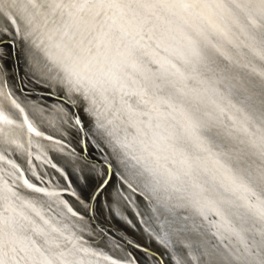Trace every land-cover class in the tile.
Masks as SVG:
<instances>
[{"label": "snow or ice", "instance_id": "1", "mask_svg": "<svg viewBox=\"0 0 264 264\" xmlns=\"http://www.w3.org/2000/svg\"><path fill=\"white\" fill-rule=\"evenodd\" d=\"M0 21V76L18 41L30 82L64 89L56 110L77 130L78 98L126 185L109 196L145 197L174 264H264V0H0ZM11 103L23 122L0 109V139L23 149L6 128L26 127L29 144L43 133ZM0 161V264H133L87 246L69 221L81 214L24 196L19 165Z\"/></svg>", "mask_w": 264, "mask_h": 264}, {"label": "bare ground", "instance_id": "2", "mask_svg": "<svg viewBox=\"0 0 264 264\" xmlns=\"http://www.w3.org/2000/svg\"><path fill=\"white\" fill-rule=\"evenodd\" d=\"M3 21H0V24H2ZM0 39H10L7 36H0ZM4 51L7 52L8 59L4 62L5 68H6V74L4 75V80H6L7 87L9 90L13 91L19 101L24 105L25 113L27 114L28 118L32 123L39 129L40 132H43L44 134H48L49 136H52L54 138H57L61 142H65L67 145L71 147L69 149L66 146L60 145L58 143H53L50 140L44 139L42 137H37L34 134H31V144H29V133L27 131V128H15V127H9L5 129L6 136H10L18 140L20 143L24 145V148H18L15 144H9L6 142V139H0V154H3L5 156H10L11 160L15 163H19L21 165H26V170L30 171V164L35 168V170L38 172L40 171V176L48 174V178L53 176L49 180L55 184H59L62 187H65L69 190L74 191L75 193L78 192L79 198L75 199L72 195L69 193V198L65 195L64 199L66 200V203L68 206H70L74 211L81 213V211L86 212V217L83 220H80L76 217H71L69 214V221L71 224L76 226L77 228H83V232L80 233L83 236L84 242L87 246H91L94 248H100V249H107L112 253V258H116L119 255L122 254L123 249L119 247L118 243L120 240L119 236L112 233V230H108L112 236L107 235L106 233H103L99 229H97L95 226H93L92 219L96 220L97 222L108 226L109 228L120 231L123 234H126L130 236L135 242L147 247L150 250L155 251L160 257H162V260L157 259V257L151 255L149 252L147 255L149 257H152L156 264H173L170 262V259L168 255L165 253L164 248L160 246L156 241L150 238V236L143 230V226L149 230V228H153V223L148 219L147 214V206H144L143 201L146 203V201L138 194L132 192L131 190H127V195L131 198L128 201H121L119 203H114L112 198L109 196V193L115 192L118 188L119 189H126L122 186L118 187L116 183V177L111 175V178L109 179L108 185L105 187V189L102 190V194H98V198L95 199V205L93 206L95 208V211L92 214V218L87 217L89 216L88 211V205L90 198L92 197L94 191L96 188L100 185L102 182L104 175H97V179L93 177V175L88 171H86L87 165H90L87 163V161L84 160L85 156H90V158L94 159L95 155H99V152L95 149V147L92 145L91 141L89 140L90 135L95 137V135L92 133V126L90 124V118L87 113H85L82 110V104L79 102L78 98L76 97H70L74 103H76L77 110H79V116L81 120L83 121L82 128L84 132L81 131V127L77 130L74 129V131H70L68 129L67 132L61 131V129L53 130L52 128L54 121H50V116H45L42 113L43 108L47 109H53L55 113H59L56 109L58 106L61 105V102H57L56 97L50 98V97H39L40 95H36V93L40 91H50L42 84H37L35 82H30V77L27 74L28 69L27 65L25 63V57L22 51V47L19 46V43L17 41V50L15 52V57H13L11 47H8L7 45L4 47ZM16 61V63H15ZM17 71V72H16ZM0 92L3 93V88L1 85L3 76H0ZM19 80V84H18ZM25 93V91H27ZM52 90L54 93H56L58 96H62L65 94L63 88H56L55 82H53ZM31 91V92H29ZM10 103L5 100L4 95H0V109H2L6 114H8L12 119L16 120L17 123H22L23 119L19 116V114L13 110L9 105ZM40 116V118H39ZM42 117V118H41ZM47 117V118H46ZM38 120L41 121L42 124L45 125V127H41V125L38 123ZM43 121V122H42ZM49 127V128H48ZM73 129V128H72ZM77 135V138L76 136ZM82 135L85 136V143H84V149L86 150V155L84 156L81 149V138ZM75 136V138H74ZM92 138V137H91ZM76 140V141H75ZM79 140V143H77ZM33 151L36 152V156L39 158L31 157V161L27 162V159H29V155H27V151ZM67 157L68 159H63ZM57 158V159H56ZM44 160V161H43ZM48 160V163H52V166L55 165L57 167L58 171L54 170V167H48L46 165V162ZM45 162V163H44ZM45 164V165H44ZM83 165V166H82ZM93 167V165H90ZM1 168H4V164L0 162V171ZM44 169V172L41 169ZM95 168L99 169L102 172L106 173L105 168L103 165H100L99 162L95 161ZM79 170V172L74 170ZM69 170L74 174L73 177L69 175ZM82 171V172H81ZM43 172V173H42ZM76 173V174H75ZM64 174V176L62 175ZM60 175H62L63 180L60 178ZM87 178H86V177ZM90 176V177H89ZM90 180L88 184V188L86 190L89 192L88 199L86 204L82 202L85 196H82L79 186V181L82 179ZM7 179V178H6ZM79 180V181H78ZM56 182V183H55ZM16 183H18L16 181ZM63 183V184H62ZM83 183V181L81 182ZM92 183V186H90ZM18 191L21 192L24 196L28 198H39L41 201H47L49 205H51L54 209L57 208L58 203L60 201V198L53 197L49 198L45 196L43 193H34L29 190H27L23 185L18 183ZM81 186V185H80ZM57 187V186H56ZM79 188L77 190V188ZM85 187V185H84ZM90 187V188H89ZM42 188H44L42 186ZM83 188V187H82ZM48 191L56 192V189L47 186L46 188ZM85 189V188H84ZM84 191V190H83ZM82 197V198H81ZM143 200V201H142ZM134 202V204H133ZM107 203V206L105 205ZM75 204L78 206V208L75 206ZM108 204H111V210H110V217L111 222L104 220L99 215V209L103 208V206L109 207ZM61 207V206H60ZM49 215H52L51 212L48 213ZM141 219V222L138 220ZM145 219V221L143 220ZM142 223V224H141ZM143 225V226H142ZM154 229V228H153ZM94 240V241H93ZM89 241L90 243H87ZM123 243V244H122ZM120 242V245L123 247L132 248L135 255L138 256V260L141 262V264H146L145 260V252L139 251L135 249L134 247L126 244L122 241ZM217 243V239L212 241L211 244ZM118 245V246H117ZM114 254V256H113ZM106 264V262H104Z\"/></svg>", "mask_w": 264, "mask_h": 264}, {"label": "water", "instance_id": "3", "mask_svg": "<svg viewBox=\"0 0 264 264\" xmlns=\"http://www.w3.org/2000/svg\"><path fill=\"white\" fill-rule=\"evenodd\" d=\"M10 38V37H9ZM11 39V38H10ZM10 39H8V40H10ZM4 40H6V39H4ZM11 50H12V54H13V57H15V52H14V50L11 48ZM15 63H16V61H15ZM17 72V71H16ZM1 78V77H0ZM5 78H4V76H3V79H2V82H1V85H2V88H3V95H4V97H5V100L7 101V102H9L10 104V106H12L11 108L13 109V110H15L18 114H19V116L23 119V114H21L20 112H19V110L17 109V108H15V106L11 103V101L12 100H15L16 101V103L17 104H19L23 109L25 108L24 107V105L19 101V99H18V97H17V95L13 92V91H11V90H9L8 89V87H7V83H6V80H4ZM18 84H19V80H18ZM42 86H44V88H46V89H48V90H50V91H40V92H38V93H36V95L38 94V95H40L39 97H41V98H44V97H50V98H54V97H56V99H57V102H61L62 103V101L59 99V97H61V96H58L56 93H54L53 92V90H52V87H48V86H46L45 84H42ZM19 87H20V84H19ZM26 92H28V90L27 91H25V93ZM29 92H31V91H29ZM10 94V95H9ZM44 96V97H43ZM62 96H64V95H62ZM24 114H26L25 113V109H24ZM39 130V129H38ZM81 131L82 132H84V130H83V128H82V126H81ZM43 133V132H42ZM92 133L94 134V129L92 128ZM95 135V134H94ZM91 137H89V140L91 141V143H92V145L95 147V149L99 152V155H95V158L94 159H92V158H90V156H88V158L90 159V160H92V161H96V162H99L100 163V165H103V167L105 168V170H106V175H104L103 176V179H102V182L105 180V179H110L111 178V175H113V176H115L116 177V183H117V186L118 187H120V186H122V187H124V188H126V185H124V184H122L121 183V181L119 180V171H118V168H117V164H116V161H115V158H114V156L113 155H111V147L105 142V141H103L102 139H100V138H98V137H93L92 135H90ZM40 137H42V138H44V139H47V140H50V141H52L53 143H58V144H60V145H63V146H66V147H68L69 149H71V147L69 146V145H67L65 142H61V141H59L57 138H54V137H52V136H49L48 134H44L43 133V135L42 136H40ZM48 137H51V139H48ZM84 143H85V136H83L82 135V138H81V149H82V151H83V155L85 156L86 155V150L84 149ZM27 155H29V159H27V162H30L31 160V157L33 156V157H35L36 159H37V154H36V152H33V151H27ZM7 157V156H6ZM8 159H10L11 160V157L10 156H8L7 157ZM44 161V160H43ZM1 163H3L4 164V168H1V171H0V173H2L5 169H7L9 166L6 164V163H4L3 161H0ZM15 163V162H14ZM45 163V162H44ZM17 165H19V168H20V174L22 175V177L23 178H26V179H28L29 180V182L30 183H33V184H35V185H37V186H39V187H44V188H47V186H50V187H52V188H54V189H56V193H58L59 194V198H60V201L62 200V201H65L66 202V200L64 199V194L65 193H69L70 195H72L75 199H78L79 198V194H78V192L77 193H75L74 191H72V190H69V189H67V188H65V187H62L61 185H59V184H57L56 182V184H55V186L53 185V183L50 181L52 178H54L53 176H51V177H49L50 178V180H49V178H48V174L46 173V175H45V173H44V175L42 176H40V171L38 170V172L35 170V168L32 166V164H30V166H29V168H30V171H28V170H26V165L25 164H23V165H21V164H19V163H16ZM45 165V164H44ZM46 165H48V167H53L52 166V163L50 162V163H48V160H47V162H46ZM109 165H111V166H109ZM41 169V168H40ZM43 172H44V169H41ZM42 172V173H43ZM5 178H7V176L5 175ZM23 178L22 179H20V180H18L17 182L19 183V184H21V185H23ZM101 182V183H102ZM18 183H16L17 185H18ZM100 183V184H101ZM24 186V185H23ZM57 186V187H56ZM100 186V185H99ZM99 186L96 188V190L94 191V193H93V195H92V197L90 198V201H89V205H91V206H94L95 205V199H96V197H97V195L99 194L98 193V188H99ZM27 190H29V191H31V192H33L31 189H28L26 186H24ZM73 193H75V195H73ZM134 193H136V194H138V195H140L145 201H146V199H145V197L144 196H142L141 194H140V192L139 191H137V192H134ZM94 194H96V195H94ZM143 201V200H142ZM143 203H144V206L146 207L147 206V201H146V203L143 201ZM59 204V203H58ZM133 204H134V202H133ZM88 205V206H89ZM61 207H63L62 205H60ZM65 211H66V209H65ZM88 211H89V207H88ZM77 213H79V212H77ZM79 214H81L84 218L86 217V212H84V211H81V213H79ZM92 214H93V212H91V211H89V216H87V217H91L92 218ZM71 215V214H70ZM76 218H79V217H76ZM209 220H214V219H216V217L213 215V214H211V213H209ZM148 219H149V217H148ZM138 220H139V218H138ZM143 220L145 221V219L143 218ZM140 222H141V219L139 220ZM152 221V220H151ZM92 223H93V226H95L97 229H99L100 231H102L103 233H106L107 235H110V236H112V234L108 231V230H112V233H114L115 235H117V236H119V238H120V240H118L119 241V243H118V245H119V247L120 248H122L123 249V252H122V254L121 255H119L117 258V260H125V259H132L133 260V264H136V262H138V264H141V262L137 259L138 258V256L137 255H135V253H134V251H133V249L132 248H128V247H125V246H121L120 245V242L122 243V241L123 242H125L126 244H128V245H130V246H132V247H134L135 249H137V250H139V251H142V252H144V249L145 248H147V247H145V246H143V245H141V244H139V243H137V242H135L130 236H128V235H126V234H123L122 232H120V231H116V230H113V229H111V228H109L108 226H105V225H103V224H101V223H99V222H97L96 220H93L92 219ZM152 223H153V228L155 229V228H158L159 227V223L158 222H153L152 221ZM206 223V222H205ZM142 224V223H141ZM143 226V225H142ZM143 230L149 235V230L147 229V228H145L144 226H143ZM150 236V235H149ZM113 237V236H112ZM150 238L151 239H153L154 241H156L154 238H152L151 236H150ZM215 239H217L215 236H213V235H211V230L209 229L208 231H207V234H206V236H205V240L207 241V242H209V243H212V241H214ZM157 242V241H156ZM87 243H90L89 241H87ZM158 243V242H157ZM123 244V243H122ZM159 244V243H158ZM117 245V246H118ZM137 245H139L140 247H137ZM160 245V244H159ZM161 246V245H160ZM92 248H94V247H92ZM95 250H97V251H100V252H102L103 254H105V255H107V256H112V253L109 251V250H107V249H100V248H94ZM151 255H153V254H156V255H153V256H155V257H160L155 251H153V250H150V251H148ZM113 256H114V254H113ZM169 257V256H168ZM114 259H116L115 257H114ZM170 259V258H169ZM159 260H161V259H159ZM170 262L171 263H173L174 264V262L173 261H171L170 260Z\"/></svg>", "mask_w": 264, "mask_h": 264}, {"label": "rangeland", "instance_id": "4", "mask_svg": "<svg viewBox=\"0 0 264 264\" xmlns=\"http://www.w3.org/2000/svg\"><path fill=\"white\" fill-rule=\"evenodd\" d=\"M42 113L45 115V116H50V121H54L55 123L53 124V126H52V128L50 127V129H53V130H56L55 128H57V129H61V131H63V132H67L68 131V129L70 130V131H74V129H72V128H70L67 124H64V123H62L61 122V120H60V113H55V111L53 110V109H45V108H43L42 110ZM39 118H40V116H39ZM42 118V117H41ZM47 118V117H46ZM43 122V121H42ZM38 123L41 125V127L43 126V127H45V125L44 124H42L41 123V121L40 120H38ZM49 128V127H48ZM76 136V138H77V135H75ZM75 136H74V138H75ZM75 138V139H76ZM76 141V140H75ZM77 143H79V140H78V142ZM80 144V143H79ZM61 158H63V157H61ZM66 159H68L67 157H65ZM65 158H63V159H65ZM57 159V158H56ZM86 169V171H88L87 173H91L92 175H93V177L95 178V179H97V174H96V171H94L93 170V167L92 166H90V165H87V167L85 168ZM54 170L56 171H58V169H57V167H54ZM74 171H77V172H79L80 173V171L77 169V170H74ZM82 172V171H81ZM76 174V173H75ZM63 176H64V174H62ZM62 175H60V178H62L63 176ZM69 175H71V177H73L74 176V174L72 173V172H70V170H69ZM86 177V176H85ZM84 177V178H85ZM88 177V176H87ZM86 177V178H87ZM90 177V176H89ZM86 178H85V180H83L82 179V181H83V183H81L82 181L80 180H78L79 181V186H77V187H80V192L82 193V194H84V195H82V196H85L84 197V199L82 200V202L84 203V204H86V202H87V199L89 198L88 197V189L86 190V188H88V184L90 183L89 181L90 180H86ZM62 181H64L63 180V178L61 179ZM63 184V183H62ZM81 185V186H80ZM84 185H85V187H84ZM90 186H92V183H91V185ZM76 187V188H77ZM83 187V188H82ZM85 188V189H84ZM90 188V187H89ZM79 188H77V190H78ZM84 190V191H83ZM65 196H67L68 198L70 197V196H68V194L67 193H65L64 194ZM82 198V197H81ZM106 206H107V203L105 204ZM75 206L78 208V206L75 204ZM106 206H103V208H101V209H99L98 211H99V215L104 219V220H106V221H109V222H111V217H110V208L112 207L111 206V204H108V206L109 207H106ZM94 241V240H93Z\"/></svg>", "mask_w": 264, "mask_h": 264}]
</instances>
